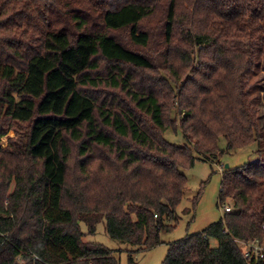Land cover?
<instances>
[{"label":"trees","instance_id":"16d2710c","mask_svg":"<svg viewBox=\"0 0 264 264\" xmlns=\"http://www.w3.org/2000/svg\"><path fill=\"white\" fill-rule=\"evenodd\" d=\"M261 59L264 0H0V139H21L0 147V264H119L83 241L102 221L149 251L179 221L195 153L255 146L222 172L231 212L162 262L248 264L240 245L264 243Z\"/></svg>","mask_w":264,"mask_h":264},{"label":"rangeland","instance_id":"374dc122","mask_svg":"<svg viewBox=\"0 0 264 264\" xmlns=\"http://www.w3.org/2000/svg\"><path fill=\"white\" fill-rule=\"evenodd\" d=\"M244 42V41H243ZM249 44L244 42L242 45ZM251 94L254 99L259 116L260 133L264 132V60L259 61L256 73L250 79ZM168 142L183 145L185 139L180 132L167 130L164 135ZM13 139V145H21V139L10 131L5 137L0 139V147L7 148L11 144L9 139ZM219 148H224V142L219 144ZM255 146L241 149L223 155L220 159H212L207 156H200L195 153L197 161L193 168L184 173L187 178V185L183 194L182 201L176 212L179 216L177 223L165 221L166 224L174 225L171 231L163 230L160 234L162 244L149 251H141L137 246H130L125 242L111 239L106 231L105 222L102 221L96 226L94 235L83 237V241L101 244L104 247L118 251L119 264H129L132 259L134 264H162L168 252L169 245L177 242L189 234L201 233L212 223L222 217L220 188L222 183V172L224 167H239L247 162L254 161ZM196 197V198H195ZM193 198L195 200L193 201ZM231 206L230 201H226ZM81 231L87 232L86 226L81 223ZM212 244H215L212 241ZM264 246V243H263ZM243 249V246L240 245Z\"/></svg>","mask_w":264,"mask_h":264},{"label":"built area","instance_id":"2783aa9c","mask_svg":"<svg viewBox=\"0 0 264 264\" xmlns=\"http://www.w3.org/2000/svg\"><path fill=\"white\" fill-rule=\"evenodd\" d=\"M222 209V214H226L231 212V207L229 205H225ZM244 258L248 264H257L259 260L264 259V246L263 244L257 245L250 243L248 245H244L243 247Z\"/></svg>","mask_w":264,"mask_h":264},{"label":"water","instance_id":"95a60500","mask_svg":"<svg viewBox=\"0 0 264 264\" xmlns=\"http://www.w3.org/2000/svg\"><path fill=\"white\" fill-rule=\"evenodd\" d=\"M227 167H228V165L225 166V168H227Z\"/></svg>","mask_w":264,"mask_h":264}]
</instances>
